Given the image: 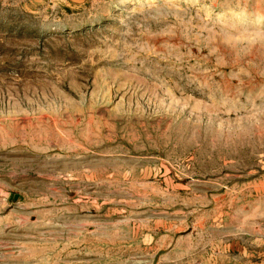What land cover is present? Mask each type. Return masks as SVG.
<instances>
[{
	"label": "rangeland",
	"instance_id": "374dc122",
	"mask_svg": "<svg viewBox=\"0 0 264 264\" xmlns=\"http://www.w3.org/2000/svg\"><path fill=\"white\" fill-rule=\"evenodd\" d=\"M0 264H264V0H0Z\"/></svg>",
	"mask_w": 264,
	"mask_h": 264
}]
</instances>
